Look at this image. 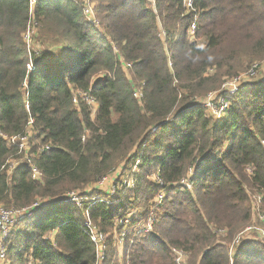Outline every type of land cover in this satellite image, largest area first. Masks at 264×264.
I'll return each instance as SVG.
<instances>
[{"label": "trees", "instance_id": "16d2710c", "mask_svg": "<svg viewBox=\"0 0 264 264\" xmlns=\"http://www.w3.org/2000/svg\"><path fill=\"white\" fill-rule=\"evenodd\" d=\"M30 2L0 0V206L32 213L11 226L0 264H94L85 210L106 236L100 264H174L171 249L186 264H264L263 242L230 246L254 196L264 216V77L233 95L221 88L264 61V0ZM31 29L58 50L54 61L27 47ZM213 94L212 104L228 103L222 115L203 102ZM16 160L23 167L9 170ZM136 162L133 189L99 192ZM98 195L112 204L91 205ZM126 217L154 226L142 235L127 226L120 259L113 235Z\"/></svg>", "mask_w": 264, "mask_h": 264}, {"label": "built area", "instance_id": "2783aa9c", "mask_svg": "<svg viewBox=\"0 0 264 264\" xmlns=\"http://www.w3.org/2000/svg\"><path fill=\"white\" fill-rule=\"evenodd\" d=\"M30 4L33 5L35 4V2L37 0H30ZM189 3V2H188ZM190 5V3H189ZM85 15L89 16V23L92 24L93 27L97 28L98 22L95 21L94 17L91 16V11H90V6L85 7L84 9ZM191 32H193V28L191 30ZM31 35H33V30L31 29L29 32H27V34L25 35V39H29V37H31ZM129 67V66H128ZM254 74V70L250 69V71L246 74L247 76H252ZM241 77H238L237 79L231 81L230 83H227L226 85L223 86L224 90L227 92L228 95H233L235 92H237V88H238V82L240 81ZM82 98L84 99V101L86 102V104L90 107V104H94V100L86 93L81 94ZM211 96L207 97V99L205 100V105L211 110L213 104H212V100L210 101ZM74 102L76 103V100H74ZM227 101H225L223 98L220 99V101L217 103V106L219 107V109H213L215 116H219L222 115L223 112L226 110L227 107ZM25 137L21 139V141H24ZM45 149H48L47 147ZM44 148L39 149V152H43ZM21 162V163H20ZM26 164H28L30 166V173H31V179L33 180H38L40 177V174L38 172V170L36 169V167L34 165H32L31 160L29 158H26L25 160ZM137 165V162H136ZM22 167V161H12L11 163H9V170H13L15 168H19ZM106 179L107 177H104L103 179L100 180V182L98 183V186H102L103 184L106 183ZM157 180H155L159 185L158 186H162L161 181L156 178ZM108 182V181H107ZM180 185V184H179ZM113 188L111 187L109 190H107V194L112 190ZM113 193V192H112ZM67 200L69 202H72L74 204H76L77 206L81 205V199L78 198L77 195H75L74 193H70L67 195ZM158 202L157 204L162 201L163 199V194H159L158 196ZM258 201L260 202V198L258 197ZM105 203L107 202L108 205H111L112 203L103 199L100 195L98 196H94L90 199V203L91 205H94L96 203ZM257 206V207H256ZM254 209H257L256 213L259 217V219H264L263 215L261 216V212L259 211V205L256 204ZM33 208V207H32ZM29 210H21V211H16L14 209L12 210H7L4 209L3 207L0 206V263L4 260L5 255H6V239L9 236L10 233V229H11V225L13 223V221L15 220V216L16 218H20V220L22 219H26L29 218L32 213ZM85 214V221H84V228L90 238V242L93 244L94 246V251H95V263L94 264H100L103 262L104 258H105V254H104V243L106 240V236L99 231V229L93 225L90 221V218L88 216V210H85L84 212ZM132 218L131 217H127L124 219L119 220L118 222V227H120L121 229H123V231H121L119 234H117L115 232V234L113 235V240L115 245H117L118 247L122 246L123 242H124V237L126 236L127 231L125 230V228L127 226H129L131 228L132 233H135L137 235H142V234H148L152 231L153 226H154V220L152 218H147L145 220H141V221H137L135 224L131 223ZM257 232L259 234V236L264 240V230L263 229H258V228H252L249 227L247 229H245L244 233H251V232ZM239 241V236L237 238H235L234 242H238ZM173 253H175V250L173 251ZM185 259V256H184ZM176 264H181L180 260H175Z\"/></svg>", "mask_w": 264, "mask_h": 264}, {"label": "rangeland", "instance_id": "374dc122", "mask_svg": "<svg viewBox=\"0 0 264 264\" xmlns=\"http://www.w3.org/2000/svg\"><path fill=\"white\" fill-rule=\"evenodd\" d=\"M148 1V3L149 4H152V0H147ZM87 6H89V5H87ZM90 11H91V16L92 17H94V18H96V15H95V13H94V8H93V6L91 5V3H90ZM98 22V21H97ZM35 25H33V26H31L30 28H32L33 29V27H34ZM96 28V27H95ZM98 28H100L99 27V23H98V25H97V28L96 29H98ZM34 30V29H33ZM100 32H101V30H100ZM34 34H35V31H34ZM34 34H33V36H34ZM27 42H26V44H27V47L28 48H30L31 50H36V51H43V52H45V54H46V56L45 57H47V60H50V61H54L55 59H56V56H58V54H60L59 52H58V50H55V49H52V48H50L49 47V44L47 43V42H45V41H41V42H35L31 37H29V39H27L26 40ZM51 46V45H50ZM257 64H254L253 65V67L251 68V69H253L254 71H256V73H255V77L252 79V78H249L246 74H247V72L249 71H245V72H240V74L237 76V77H235V78H232V80L230 79V80H227V82H225L222 86H221V88H223V86L224 85H226L227 83H230L231 81H233V80H235V79H237L238 77H241V79H240V81L238 82V84H240V83H244V82H249V81H253L254 79H257L258 77L259 78H261V77H264V61L263 62H256ZM210 73H212L213 72V70H210L209 71ZM97 76V78H99V77H101V78H103L104 77V74L103 75H96ZM257 77V78H256ZM131 85H133V88L134 89H136L137 91H138V88H139V85H141V83H139L138 81H136L135 79H131ZM213 93H216V92H213ZM214 95L215 94H213L212 96H211V99H210V101L212 100H214L215 99V97H214ZM220 100L219 99H216V101H215V104H213V106L211 107L212 109L211 110H209L210 111V114L211 115H215V113H214V110L217 108V109H219V107L217 106V103L219 102ZM203 102H205V100L203 101ZM214 109V110H213ZM90 110H91V113L92 114H94L95 113V104H90ZM20 161H22V160H20ZM12 161H10V162H8V164L9 163H11ZM23 162V161H22ZM21 163V162H20ZM23 167V166H22ZM123 167H125L124 166V162H122L119 166H118V170L120 171V173H122V171H123ZM128 169H129V173L127 172L125 175H121V177H118V180H116V181H112L111 179H110V177L109 178H107L106 179V181H109V183L110 184H103L102 186H97V188H99L100 190H99V192L101 193V194H103V193H105L107 190H109L108 189V185H110V187H112L113 189L109 192V194L110 193H112V192H114V191H117V190H121V189H124V188H126V189H128V190H131V189H133L135 186H136V183H135V179L133 178V176H135L137 173V175H139L140 174V169L138 168V165H136V164H132V165H129V167H128ZM194 171V170H193ZM193 171H190L189 172V174L190 175H188V177H193L194 176V173H193ZM151 172V171H150ZM115 173H117V174H119L118 172H115ZM129 175H131L132 177H130ZM136 178V177H135ZM157 177L155 176V172L152 174V172H151V174H150V176H149V180L152 182V183H155V185H157V182L155 181V180H157L156 179ZM162 183V182H161ZM190 182H189V180L188 179H185V181H182L181 183H180V185L178 186L179 188H189L190 187ZM161 187H164V186H161ZM105 191V192H104ZM162 192V191H161ZM160 192V194H163L164 195V192H162L161 193ZM157 196H159V195H157ZM156 196V197H157ZM102 197V196H101ZM258 197L260 198V202L258 201ZM103 198V197H102ZM158 198V197H157ZM103 199H105V198H103ZM151 203H153V201L151 202ZM157 203V202H156ZM252 204L254 205V206H256V204H258V205H260L261 204V197L260 196H254V198H253V202H252ZM257 207V206H256ZM256 211H257V209H254L253 211H252V220L250 221V224H248L241 232H239L236 236H235V238H237L238 236H239V241L238 242H234L235 241V238L233 239V241H232V243L230 244V246L232 245H235V244H239V243H241V242H245V241H250V242H258V243H260V242H263L264 243V240L259 236V234L257 233V232H251V233H244L243 234V232L245 231V229H247V228H249V227H252V228H258V229H262V227L259 225V220H261V219H259V217H258V215H257V213H256ZM262 213H264L263 212V210H262ZM262 215V214H261ZM15 218V220L13 221V223H15L16 221H21L20 220V218L18 217V218H16V216L14 217ZM127 218V217H126ZM264 218V217H263ZM121 220V219H120ZM91 221V220H90ZM262 222H264V219H262L261 220ZM119 222V221H118ZM13 223H12V225H13ZM91 223H92V221H91ZM93 224V223H92ZM118 224V223H117ZM262 225H263V223H261ZM11 225V226H12ZM94 225V224H93ZM10 226V227H11ZM118 234V233H117ZM220 237H222L223 238V234L221 233L220 234ZM223 243V242H222ZM114 247L117 249L116 251L119 253V257H120V259H122V257H123V254H122V252H123V250H122V248H123V246H120V247H118L117 245H115V243H114ZM172 251H174V250H172ZM172 254H173V259H174V264H176L175 263V260H176V258H177V260H180V263L181 264H186V258H187V255L186 254H184V253H182V252H180V251H178V250H175V253H173V252H171ZM184 256H185V259H184ZM104 260H105V258H104ZM103 260V261H104ZM120 264H122V262H120Z\"/></svg>", "mask_w": 264, "mask_h": 264}, {"label": "crops", "instance_id": "0c3cea01", "mask_svg": "<svg viewBox=\"0 0 264 264\" xmlns=\"http://www.w3.org/2000/svg\"><path fill=\"white\" fill-rule=\"evenodd\" d=\"M171 252H173L172 249H171Z\"/></svg>", "mask_w": 264, "mask_h": 264}]
</instances>
